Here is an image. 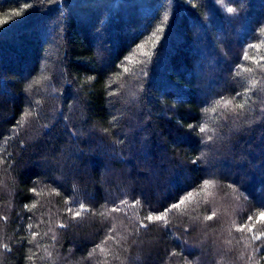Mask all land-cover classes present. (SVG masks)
I'll return each instance as SVG.
<instances>
[{"label": "trees", "instance_id": "trees-1", "mask_svg": "<svg viewBox=\"0 0 264 264\" xmlns=\"http://www.w3.org/2000/svg\"><path fill=\"white\" fill-rule=\"evenodd\" d=\"M261 212L264 0H0V264H264Z\"/></svg>", "mask_w": 264, "mask_h": 264}, {"label": "snow or ice", "instance_id": "snow-or-ice-1", "mask_svg": "<svg viewBox=\"0 0 264 264\" xmlns=\"http://www.w3.org/2000/svg\"><path fill=\"white\" fill-rule=\"evenodd\" d=\"M228 11H232V9H228ZM16 15H19V13H16ZM231 103V101H225L224 102V106L227 107V105ZM237 107H243V105H237ZM202 132L205 130L203 128L200 129ZM205 188L209 187V184L206 182L204 185ZM187 199V198H186ZM184 201H181V203H183ZM174 208H179V204L173 205ZM81 210L83 211H87L83 205H80V210H77L74 215L79 217L81 215ZM116 208H113L112 211H116ZM69 211L71 212L72 209L70 208ZM101 215H103V213H101ZM214 215V214H213ZM166 213L161 214V215H152L149 214L148 216L145 217V219L149 220V221H163L165 219ZM207 219H212V216H208ZM259 219L264 220V212L260 213ZM241 231H243V228L239 229Z\"/></svg>", "mask_w": 264, "mask_h": 264}]
</instances>
